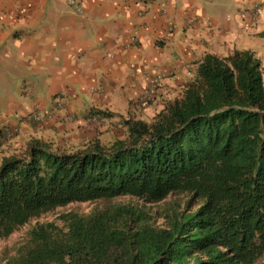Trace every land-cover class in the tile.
<instances>
[{"label":"trees","instance_id":"16d2710c","mask_svg":"<svg viewBox=\"0 0 264 264\" xmlns=\"http://www.w3.org/2000/svg\"><path fill=\"white\" fill-rule=\"evenodd\" d=\"M152 120L72 151L31 140L0 162V239L71 204L186 194L195 209L156 225L137 204L36 223L4 264H256L264 255V66L206 54ZM188 202V203H189ZM187 203V205H188Z\"/></svg>","mask_w":264,"mask_h":264},{"label":"crops","instance_id":"0c3cea01","mask_svg":"<svg viewBox=\"0 0 264 264\" xmlns=\"http://www.w3.org/2000/svg\"><path fill=\"white\" fill-rule=\"evenodd\" d=\"M74 2L0 0V129L14 132L0 162L31 140L80 145L152 120L206 54L264 55V0ZM158 74L161 92L141 107Z\"/></svg>","mask_w":264,"mask_h":264},{"label":"rangeland","instance_id":"374dc122","mask_svg":"<svg viewBox=\"0 0 264 264\" xmlns=\"http://www.w3.org/2000/svg\"><path fill=\"white\" fill-rule=\"evenodd\" d=\"M257 57L261 60V63L264 66V55ZM146 121H150V120H146ZM109 127L111 126H108V128ZM124 134H125V128L123 127L122 122L118 121L117 126L112 127L110 129H105L104 133H102V136L100 137L99 140L103 143H108L111 142L114 139V137H122ZM80 145H69V146L53 145V147L54 149L57 150L59 149L61 151H72L77 149ZM19 152L20 151H18L17 153ZM189 199H190L189 195L186 194H171L158 203L143 204L139 200L124 197L110 201H99L95 203L71 204L65 208H60L55 210L54 212L45 214L41 216L39 219L32 220L25 226L18 229L10 237L6 239H0V264H4L7 260H10L16 256L18 249L27 243L29 239V232L32 229V227L35 226L36 223L55 222L57 225L61 226V222L58 220V216L60 214L74 212L80 215H86L89 214L94 209L113 205L115 203H121V204L128 203V204H137V205L141 204L140 207L154 217L156 225H164L165 219L168 216H171L173 211L181 212L187 209L193 211L195 209L197 201L190 200L189 202ZM256 264H264V255Z\"/></svg>","mask_w":264,"mask_h":264},{"label":"built area","instance_id":"2783aa9c","mask_svg":"<svg viewBox=\"0 0 264 264\" xmlns=\"http://www.w3.org/2000/svg\"><path fill=\"white\" fill-rule=\"evenodd\" d=\"M74 0H70V4L74 5ZM161 77L160 75L154 76L148 83V86L142 91L140 95V106L145 107L152 103L153 99L155 98L156 94L161 92L162 85H161ZM14 132L10 129H0V137L3 135L5 139L12 137Z\"/></svg>","mask_w":264,"mask_h":264}]
</instances>
